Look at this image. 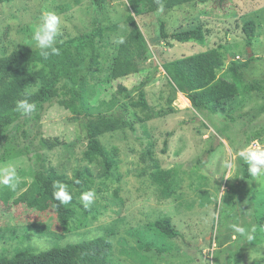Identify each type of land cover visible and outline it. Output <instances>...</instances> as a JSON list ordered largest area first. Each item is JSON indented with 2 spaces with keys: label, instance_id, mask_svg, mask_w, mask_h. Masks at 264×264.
<instances>
[{
  "label": "rangeland",
  "instance_id": "obj_1",
  "mask_svg": "<svg viewBox=\"0 0 264 264\" xmlns=\"http://www.w3.org/2000/svg\"><path fill=\"white\" fill-rule=\"evenodd\" d=\"M45 11L62 18L57 44L80 36L98 23L116 24L97 43L98 64L83 73L94 112L121 114L133 122L128 128L100 136L106 149H118V166L111 177L98 176L92 169L88 190L72 187L69 204L72 216L58 221L48 200L38 194L34 180L33 157H45L46 167L73 177L84 167L82 151L86 144L83 118L72 114L58 101L44 105L39 119L20 116L10 127L0 145V167L14 165L20 184L16 191L0 184V254L10 256L20 249L46 250L71 243H81L113 229L111 260L115 264H264V229L259 218L264 213V176L253 177L249 188L240 182L238 168L232 179H225L224 162L255 142L264 145V0H208L185 3L157 12H142L135 19L147 41L151 55L139 72L118 79H107L117 43L130 27L125 18L133 13L128 0H106L96 5L91 0H12L0 4V56L18 48L37 49L33 29ZM255 22L251 45L242 31L246 20ZM165 22V32L202 25L205 40L178 42L158 36V22ZM218 44L229 51L230 60L244 63V84L252 82L255 90L241 92L230 105L234 120L221 114L197 111L185 105L175 93L161 63L198 53ZM249 54L254 56L248 60ZM250 56V57H251ZM152 80L145 86L148 113L159 117L145 119V111L133 107L131 97L118 93V83L127 88L146 74ZM222 73V71H220ZM227 79L229 75L223 74ZM262 86V89L257 88ZM184 96V95H183ZM174 129L166 152H161L165 134ZM155 144V156L162 170H170L171 196L162 197L151 183L147 163L143 161L146 142ZM49 144H55L49 148ZM210 148V153L205 151ZM94 190L96 201L90 208L81 202V194ZM225 195L221 201V192ZM214 213V215H213ZM168 217L179 231L175 237L160 234L154 222ZM246 229L257 226L255 240L249 242L234 232L232 225ZM152 242L163 249L157 253L142 249L140 243Z\"/></svg>",
  "mask_w": 264,
  "mask_h": 264
},
{
  "label": "trees",
  "instance_id": "obj_2",
  "mask_svg": "<svg viewBox=\"0 0 264 264\" xmlns=\"http://www.w3.org/2000/svg\"><path fill=\"white\" fill-rule=\"evenodd\" d=\"M12 0H0V4ZM94 4L102 6L106 0H91ZM208 0H163L165 10L185 3H204ZM224 1V0H218ZM133 13L126 15L125 21L130 29L124 36L125 44H117L115 55L107 79H118L137 73L141 65L149 59L151 52L147 41L135 19V15L142 12H157L158 5L155 0H128ZM158 36L161 39L171 38L178 42H198L205 40L206 30L202 25L192 28L174 31L170 34L165 32V22H158ZM116 24L103 26L94 24L89 31L80 36H75L56 44L60 49V55L44 59L40 55V49L18 48L8 55L0 56V145L6 140L11 125L21 116L16 111L17 101L29 98L30 102L37 105V111L31 117L34 121L39 119L44 110V105L52 100L68 109L72 114L83 118V127L86 134V144L82 151L84 167H78L73 177H68L63 172L56 171L53 167H46L45 157L37 155L34 160V180L38 187V194L48 200L59 222L66 223L72 216L69 204L59 205L53 197L52 185L56 181L66 183L72 194V187L77 190H88V181L92 177V169L95 166L99 170L98 176L111 177L118 166V149L112 146L104 147L100 136L124 128L135 130L133 122L121 114H107L94 112L90 103V90L83 73L89 71L98 62L97 43L100 42L107 31L114 30ZM242 31L250 46L255 36V22L246 20L242 25ZM228 49L218 44L215 47L181 56L161 63V67L169 79L175 93H182L197 111H207L212 114H221L226 120H234L230 114L231 103L240 96L241 92L253 91L257 84L246 82L242 67L244 63L232 60L225 64L229 55ZM254 56L248 58L252 60ZM222 71V73H220ZM229 75L227 79L223 76ZM152 80L151 73L140 79L133 88H127L118 83V93H136V99L131 98L133 107L145 111V119L159 117L160 113H148L149 104L145 98V86ZM257 88L262 89V86ZM261 112L264 106L259 109ZM175 133L172 129L165 134L161 152H166L169 139ZM49 148L55 144H49ZM210 148L205 155L210 153ZM143 161L147 163V174L151 183L159 187L162 197L171 196L170 170H162L155 156V144L146 142L145 152L142 154ZM240 182L244 189L249 188L252 176L249 174L248 165L243 160H238ZM79 180L80 183H75ZM73 197V194H72ZM59 205V206H58ZM259 225L264 229V213L259 218ZM154 226L160 234L167 237L179 235V231L171 224L168 217H162L154 222ZM113 229L106 228L105 232L81 243H71L60 247H52L41 251L20 249L12 255L0 254V264H115L111 260L113 243L110 236ZM4 235L0 234V239ZM142 249L151 251L154 249L161 253L163 249L154 246L152 242L140 243Z\"/></svg>",
  "mask_w": 264,
  "mask_h": 264
},
{
  "label": "clouds",
  "instance_id": "obj_3",
  "mask_svg": "<svg viewBox=\"0 0 264 264\" xmlns=\"http://www.w3.org/2000/svg\"><path fill=\"white\" fill-rule=\"evenodd\" d=\"M158 5V12L163 13L165 5L163 0H155ZM41 22L37 24L33 29V39L36 42L37 47L40 49V55L45 60L51 56L60 55V49L56 47L57 37L60 35V28L62 24V18L54 11H45L40 17ZM117 44H125L126 38L121 36L115 41ZM16 111L21 114L22 117L30 118L37 111V105L34 102H30L29 98L21 99L17 101ZM237 160H243L248 165L249 174L252 177L259 179L264 176V145L258 141L241 149L238 155L226 160L223 166L228 170L225 179H232L234 172L237 170ZM75 183L79 184V180H75ZM0 184L4 187L16 191L20 184V178L18 176L16 167L14 165H5L0 167ZM53 197L59 202V205H68L72 202V194L69 191V186L66 183L56 181L52 185ZM225 192H221V201ZM96 192L89 190L81 194V202L85 208H90L96 201ZM58 205V206H59ZM214 215V213H213ZM234 232L243 236L247 241L251 242L255 240L257 226L253 225L251 229H246L239 225H232Z\"/></svg>",
  "mask_w": 264,
  "mask_h": 264
},
{
  "label": "bare ground",
  "instance_id": "obj_4",
  "mask_svg": "<svg viewBox=\"0 0 264 264\" xmlns=\"http://www.w3.org/2000/svg\"><path fill=\"white\" fill-rule=\"evenodd\" d=\"M180 96H181L183 102L185 103V105H188L189 100L183 95H180Z\"/></svg>",
  "mask_w": 264,
  "mask_h": 264
},
{
  "label": "water",
  "instance_id": "obj_5",
  "mask_svg": "<svg viewBox=\"0 0 264 264\" xmlns=\"http://www.w3.org/2000/svg\"><path fill=\"white\" fill-rule=\"evenodd\" d=\"M251 56V54H249V57ZM228 60H230V57L228 56Z\"/></svg>",
  "mask_w": 264,
  "mask_h": 264
}]
</instances>
